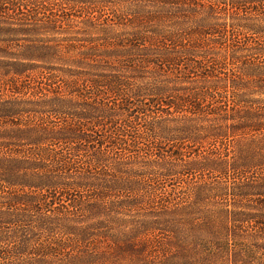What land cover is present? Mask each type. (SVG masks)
Returning a JSON list of instances; mask_svg holds the SVG:
<instances>
[{
	"label": "rangeland",
	"instance_id": "rangeland-1",
	"mask_svg": "<svg viewBox=\"0 0 264 264\" xmlns=\"http://www.w3.org/2000/svg\"><path fill=\"white\" fill-rule=\"evenodd\" d=\"M260 184L264 0H0V264H264Z\"/></svg>",
	"mask_w": 264,
	"mask_h": 264
},
{
	"label": "trees",
	"instance_id": "trees-1",
	"mask_svg": "<svg viewBox=\"0 0 264 264\" xmlns=\"http://www.w3.org/2000/svg\"><path fill=\"white\" fill-rule=\"evenodd\" d=\"M241 176L244 181L245 173H241ZM240 197L247 199L250 205L247 211L235 212L232 215L230 228L235 234L261 240L260 248L264 249V185L260 184L254 187L253 193H242Z\"/></svg>",
	"mask_w": 264,
	"mask_h": 264
}]
</instances>
